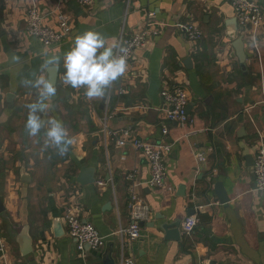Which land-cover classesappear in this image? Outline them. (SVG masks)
I'll use <instances>...</instances> for the list:
<instances>
[{
    "label": "crops",
    "instance_id": "crops-1",
    "mask_svg": "<svg viewBox=\"0 0 264 264\" xmlns=\"http://www.w3.org/2000/svg\"><path fill=\"white\" fill-rule=\"evenodd\" d=\"M254 1L264 13V0ZM31 7L55 31L63 13L71 36L41 45L25 30ZM149 16L162 26L153 27L157 35L136 51L105 98L89 100L83 88L63 84V53L76 35L96 30L110 45L131 37ZM177 25H192L200 39L187 41ZM244 32L226 0H92L88 8L71 0H0V233L7 246L0 264H119L123 257L132 264H264V198L253 177L256 148L264 146V24ZM53 55L60 56L59 72L51 73L57 94L43 118L61 120L73 139L62 156L45 148L44 136L25 130L26 105L38 96L29 82L47 78L43 65ZM174 86L187 94L185 127L160 111V92ZM105 129L171 146L163 187H148L141 153L117 147ZM83 169L93 183L80 184ZM131 194L144 217L139 239L123 246L113 234L129 223ZM75 204L105 239L100 251L85 248L83 258L62 221ZM192 216L197 227L186 236L182 223ZM23 235L30 243L25 255Z\"/></svg>",
    "mask_w": 264,
    "mask_h": 264
},
{
    "label": "built area",
    "instance_id": "built-area-1",
    "mask_svg": "<svg viewBox=\"0 0 264 264\" xmlns=\"http://www.w3.org/2000/svg\"><path fill=\"white\" fill-rule=\"evenodd\" d=\"M75 5L81 8H88L92 5V0H71ZM234 11L236 21L241 30L250 33L251 30H258L264 24V13L254 0H226ZM144 25L131 37H120L117 42L128 49V64L133 59L136 51L144 48L152 36L157 35L155 26L162 24L150 21L149 16ZM58 30L55 31L45 26L43 16L40 11L34 7L27 9L25 16V30L31 37L38 40L41 45L46 48L59 45L71 36V28L66 16L58 12L56 15ZM189 42H196L200 39V32L192 25H177ZM251 38V36H249ZM252 39V38H251ZM119 93H122L120 90ZM162 107L160 109L164 119L171 123H176L180 127L189 124L186 115V105L188 103L185 90L179 86L165 88L160 92ZM109 140L113 141L119 148L132 147L141 153L147 164L149 165L150 178L147 181L148 187L151 189H159L163 187L166 179V171L164 168V157L170 152L171 146L164 144H153L147 141H140L132 136L129 130L115 132L104 130ZM163 135H167L166 129H162ZM199 161L202 158L199 157ZM253 177L255 182L254 191L264 198V146L259 144L256 148L253 162ZM129 223L125 228H119L113 236L118 238L124 246L130 244L140 237L139 223L144 217L142 208L137 205V197L131 194L128 203ZM200 209V208H199ZM80 207L75 204L68 207L63 216V224L67 235L76 240L77 251L83 258L85 256V248L90 251H100L105 244V239L98 231L89 223H85L80 218ZM197 227V220L194 216L186 218L182 223V231L186 236H190ZM7 257V246L0 233V260L5 261ZM119 264H132L130 259L124 257Z\"/></svg>",
    "mask_w": 264,
    "mask_h": 264
},
{
    "label": "clouds",
    "instance_id": "clouds-1",
    "mask_svg": "<svg viewBox=\"0 0 264 264\" xmlns=\"http://www.w3.org/2000/svg\"><path fill=\"white\" fill-rule=\"evenodd\" d=\"M127 54L128 49L114 38L109 45L103 33L86 30L76 35L70 49L63 53V84L73 89L83 88L89 100L105 98L108 88L127 71ZM59 64L60 56H51L43 65L47 78L29 82L38 89V96L35 102L26 105L25 130L32 137L44 136L45 148H54L62 156L69 151L73 139L61 120L43 118L57 94L51 73L59 72Z\"/></svg>",
    "mask_w": 264,
    "mask_h": 264
},
{
    "label": "water",
    "instance_id": "water-1",
    "mask_svg": "<svg viewBox=\"0 0 264 264\" xmlns=\"http://www.w3.org/2000/svg\"><path fill=\"white\" fill-rule=\"evenodd\" d=\"M234 49H235V52H236V55H237V58L239 60V62L241 64L244 63L245 61V54H244V44H243V41H242V38L241 37H237L234 41ZM90 171H86L85 169H83L81 171V176H80V179L78 180L80 182V184H86V183H93V179H89V178H86L85 175H89ZM85 178V180L81 179V178ZM27 178V177H26ZM215 190L217 191L216 195H217V198L219 200V203L220 204H224L227 202V197L225 195V193L223 192V189L221 187V185H216L215 187ZM57 222H60V219H57L56 220V223ZM171 227H177V224L175 225H172V226H168V225H164L163 226V230L167 231L169 230ZM21 240V243H22V246H21V251H22V254L25 255L27 254L29 251H30V243H29V239L27 237H25V235H23V237H20L19 238Z\"/></svg>",
    "mask_w": 264,
    "mask_h": 264
}]
</instances>
